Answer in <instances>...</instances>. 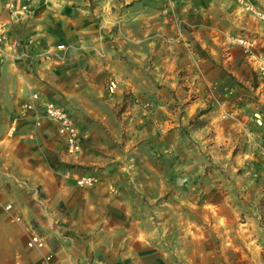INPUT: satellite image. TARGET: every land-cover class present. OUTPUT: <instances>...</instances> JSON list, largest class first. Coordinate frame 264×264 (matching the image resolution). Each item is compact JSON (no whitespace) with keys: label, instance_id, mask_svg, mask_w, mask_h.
<instances>
[{"label":"rangeland","instance_id":"obj_1","mask_svg":"<svg viewBox=\"0 0 264 264\" xmlns=\"http://www.w3.org/2000/svg\"><path fill=\"white\" fill-rule=\"evenodd\" d=\"M262 69L264 0H0V168L53 264H264ZM34 94L82 153L16 123Z\"/></svg>","mask_w":264,"mask_h":264},{"label":"crops","instance_id":"obj_2","mask_svg":"<svg viewBox=\"0 0 264 264\" xmlns=\"http://www.w3.org/2000/svg\"><path fill=\"white\" fill-rule=\"evenodd\" d=\"M1 20H3L2 17ZM3 141L6 142L7 138L0 136V143ZM21 190L18 188L14 177L6 173L5 169L1 167L0 264H38L42 257L47 254L45 251H31L27 248V242L32 230H35L41 236L48 239L52 235L51 226L44 217V210L39 205L41 202L33 201L35 197L30 189L27 191H24L25 189ZM24 194H26V196H24ZM8 203L14 205V214L21 217V223L11 222V215H9L10 213L5 209V205ZM57 238L62 240L61 237ZM64 252L65 250L61 251L60 254ZM62 256L63 261H61V264H74L68 257L66 259L64 254H62Z\"/></svg>","mask_w":264,"mask_h":264},{"label":"built area","instance_id":"obj_3","mask_svg":"<svg viewBox=\"0 0 264 264\" xmlns=\"http://www.w3.org/2000/svg\"><path fill=\"white\" fill-rule=\"evenodd\" d=\"M245 4L246 0H239ZM239 43L250 51L252 45L244 40H240ZM264 75V69H262ZM115 84H112V89ZM46 118L48 121L57 125V131L59 135L64 139L67 152L71 155H77L83 151L82 136L72 115L68 110L56 101H44L38 94H34L31 97V101L23 104L21 114L17 119L16 123L21 120L25 121L32 119L36 126L43 125V119ZM97 179L92 175H88L82 178H78L77 182L83 187H92L97 184ZM15 182L26 188V181L15 178ZM5 209L9 215L12 223H21L22 219L20 216L14 214V205L8 203L5 205ZM27 248L31 251H49V243L47 238L41 236L35 230L30 232L29 240L27 242ZM53 253H48L42 257L38 264H53Z\"/></svg>","mask_w":264,"mask_h":264},{"label":"trees","instance_id":"obj_4","mask_svg":"<svg viewBox=\"0 0 264 264\" xmlns=\"http://www.w3.org/2000/svg\"><path fill=\"white\" fill-rule=\"evenodd\" d=\"M128 100H129V96L125 97L124 105L121 107L122 110L125 109V107H127Z\"/></svg>","mask_w":264,"mask_h":264}]
</instances>
